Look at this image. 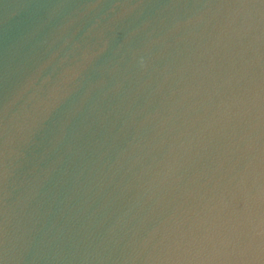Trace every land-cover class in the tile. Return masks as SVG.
Instances as JSON below:
<instances>
[{
    "label": "water",
    "instance_id": "obj_1",
    "mask_svg": "<svg viewBox=\"0 0 264 264\" xmlns=\"http://www.w3.org/2000/svg\"><path fill=\"white\" fill-rule=\"evenodd\" d=\"M0 264H264V0H0Z\"/></svg>",
    "mask_w": 264,
    "mask_h": 264
}]
</instances>
